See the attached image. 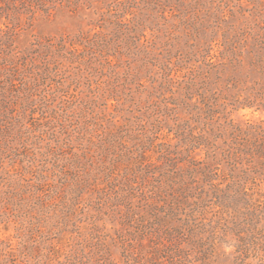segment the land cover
Segmentation results:
<instances>
[{
	"label": "rangeland",
	"instance_id": "374dc122",
	"mask_svg": "<svg viewBox=\"0 0 264 264\" xmlns=\"http://www.w3.org/2000/svg\"><path fill=\"white\" fill-rule=\"evenodd\" d=\"M260 148L264 0H0V264H264Z\"/></svg>",
	"mask_w": 264,
	"mask_h": 264
},
{
	"label": "trees",
	"instance_id": "16d2710c",
	"mask_svg": "<svg viewBox=\"0 0 264 264\" xmlns=\"http://www.w3.org/2000/svg\"><path fill=\"white\" fill-rule=\"evenodd\" d=\"M259 159H258V163L254 164L251 163V167L249 168V170H247L248 172H251L253 174H264V148H260L259 149ZM241 179H246L245 177H242ZM234 185V182L232 183ZM242 185V183L238 182L237 186L240 187Z\"/></svg>",
	"mask_w": 264,
	"mask_h": 264
}]
</instances>
